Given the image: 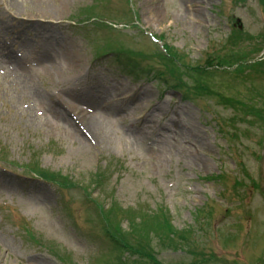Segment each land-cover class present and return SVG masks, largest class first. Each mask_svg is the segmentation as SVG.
Instances as JSON below:
<instances>
[{"label": "rangeland", "instance_id": "obj_1", "mask_svg": "<svg viewBox=\"0 0 264 264\" xmlns=\"http://www.w3.org/2000/svg\"><path fill=\"white\" fill-rule=\"evenodd\" d=\"M0 175V264H264V0H0Z\"/></svg>", "mask_w": 264, "mask_h": 264}, {"label": "bare ground", "instance_id": "obj_2", "mask_svg": "<svg viewBox=\"0 0 264 264\" xmlns=\"http://www.w3.org/2000/svg\"><path fill=\"white\" fill-rule=\"evenodd\" d=\"M70 58H76V57H74L73 56V54H71L69 57H68V60H70ZM17 61L16 60H12V63H16ZM70 62H73V60H71ZM41 98H43L42 96H41ZM47 100V102L50 104H52V102H51V100H49V99H46ZM68 108H69V111H73L72 109L73 108H75V107H69L68 106ZM74 112H77V111H74ZM79 114V113H78ZM79 116H80V119H81V123H83V125H85V127L86 128H88V130L90 131V132H94V130L96 129V122H95V120L93 119V117H90L86 112H80V114H79ZM68 122H69V124L71 123V125H74L73 124V122L71 121V119L68 117ZM176 128V132L179 134L180 132H182V136H183V133L185 134V135H187L189 138H190V134H189V130H187V129H183V130H181L179 127H175ZM188 132V133H187ZM191 139V138H190ZM196 141H199V139L198 140H196ZM0 177H2V175H0Z\"/></svg>", "mask_w": 264, "mask_h": 264}]
</instances>
